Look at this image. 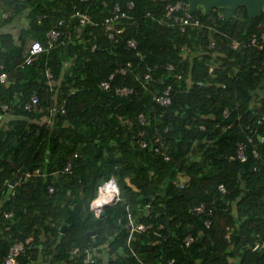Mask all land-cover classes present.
<instances>
[{
	"label": "trees",
	"instance_id": "16d2710c",
	"mask_svg": "<svg viewBox=\"0 0 264 264\" xmlns=\"http://www.w3.org/2000/svg\"><path fill=\"white\" fill-rule=\"evenodd\" d=\"M103 1L0 0V71L8 74L0 83V112L2 104L10 105L0 123V259L12 242L32 235L21 264H84L88 249L97 251L101 264H264V49H231L217 32L211 34L218 49H209L207 29L180 32L160 20L162 0H132L114 42L101 22L115 3L126 9L130 0ZM74 5L96 23L80 38L76 21L63 26L66 43L26 63L30 44L45 43L54 21ZM193 11L203 18L213 13ZM233 15L224 23L231 37L260 32L264 11L251 23L247 6ZM130 38L136 48L127 45ZM128 60L135 69L117 73L111 90L101 88ZM156 65L145 83L147 67ZM116 86L133 93L120 95ZM169 86L171 103L163 106L155 96ZM34 92L40 101L26 110ZM61 106L65 112H50ZM158 134L166 145L155 142ZM240 142L246 144L244 161L237 157ZM69 160L73 171L63 172ZM38 168L39 174L16 186V195L8 192L18 170ZM112 177L120 198L95 216L91 202ZM200 203L207 211H192ZM8 211L11 218L4 215ZM131 215L152 226L132 237ZM64 223L70 228L63 233ZM188 235L194 237L190 244Z\"/></svg>",
	"mask_w": 264,
	"mask_h": 264
},
{
	"label": "built area",
	"instance_id": "2783aa9c",
	"mask_svg": "<svg viewBox=\"0 0 264 264\" xmlns=\"http://www.w3.org/2000/svg\"><path fill=\"white\" fill-rule=\"evenodd\" d=\"M164 2L163 9H162V17L161 21L163 23H166L170 26L175 27L180 32H186L189 28H195L197 30L204 31L207 29L210 33L208 48L216 50L218 49L217 46V39L212 36V32H217L221 35V37L228 40V46L231 49L239 50V49H251V50H261L264 49V19L259 21L257 27L260 29L259 33H254L250 37H231L229 32L225 29L224 23L226 22L228 18L226 10L213 8L211 13L207 18H203L197 13L193 11V8L190 5L189 0H162ZM103 5L106 6L107 2L104 0ZM135 6L134 2L130 0L127 3V8L125 9L122 4L119 2L115 3L113 6L111 13L105 16L101 22L102 26L105 28V34L107 37H109L114 42H119L120 38L117 34H120L123 31V27L118 28L117 24L122 23L125 18L130 17L129 9H132ZM75 10L70 13L67 16L59 17L54 21V24L50 27V29L47 31L46 35V41L45 43H42L39 40H35L30 44L28 49V54L26 56V63H31L33 60L37 59L39 55L42 52H45L53 47H56L60 44H65L66 41L69 39V34L65 32L63 29V26L68 25L71 22L76 21L77 28H76V37L80 38L83 35V32L90 23L95 24L96 22L93 21L91 14L88 11H82L77 6L74 5ZM201 8V7H199ZM198 8V9H199ZM202 9V8H201ZM197 10V9H196ZM203 10V9H202ZM9 12L4 13V16H8ZM148 15H151L149 12ZM233 17L235 15L232 14ZM231 16V17H232ZM45 17H49L48 15H40L39 20H42ZM237 17V16H236ZM122 21V22H121ZM127 45L129 47L136 48L138 46V42L135 38L128 39ZM25 64V63H24ZM23 64V65H24ZM136 67V64L132 60L126 61L125 64L118 67L114 72H112L109 75L108 79L102 80L100 85L101 88H103L105 91L111 90V81L115 78L117 73L127 74L130 71H133ZM158 65L150 68L147 67V70L143 74V81L145 83H148L152 79V69L157 68ZM170 68H173V65H169ZM210 71H214V67H210ZM47 76L52 79L53 74L50 71H47ZM8 74L5 71H0V83L7 82ZM52 84V82H51ZM53 85V84H52ZM115 90L118 94L127 96L133 93V88L129 86H116ZM171 87L169 86L162 94L156 95L155 99L158 103H160L163 106H167L171 103ZM40 101L39 94L37 92H34L30 100L24 104L26 110H33L37 107L38 103ZM56 109H60L63 112H65V108L61 106L58 107H52L50 109L51 113H54ZM10 110V105L8 103L2 104V112H0V123L1 120L4 118V112H7ZM140 121L145 124L147 123V117L143 113L139 116ZM50 121V119H47ZM168 130V127H165V131ZM139 136H143L141 139V146L146 147L149 143L146 136V130H140ZM156 143H159L160 145H166L167 139L164 138V136L158 134L154 138ZM160 145H157L155 149L159 151ZM245 148L246 144L244 142L239 143V148L237 152V157L241 160H246L247 155L245 154ZM255 155H258V151L256 149L253 150ZM77 156V154H75ZM165 158L169 159L170 156L168 154H165ZM73 171V165L72 161L69 160L66 162L63 172H72ZM41 172L40 168H38L36 171H30V170H18L15 175L13 176V183L9 182V193H12L13 195H16L18 190H16V186L23 183L28 178L33 177L35 174H39ZM109 184L114 185V188L112 189V196H115L114 200L107 201L102 205L96 204L95 201L100 198L101 196L108 195V189L107 186ZM181 187H185L186 183L183 179H181V182L179 184ZM219 190L224 194L227 192V188L224 184L219 185ZM50 194H53L55 192V187L53 185L49 186L48 189ZM108 197V196H107ZM120 198V189L117 184V181L114 177L111 179L105 181L103 184H101L98 188V195L96 198H94L91 202L90 208L92 211V214L95 216H100L104 208L108 205L114 204L118 199ZM192 211H196L197 213H204L207 211V207L205 203H200L196 206H193ZM209 213L213 212V209L208 210ZM5 217L11 218L13 216L12 211H8L4 213ZM206 224L209 226L211 221L210 219H207ZM128 226L130 227L131 236L134 237V234L136 232L147 230L152 226L151 223H136L134 217L132 215L129 218ZM164 227L163 223L158 224V228L162 229ZM130 236V238H131ZM2 237L0 234V243H1ZM186 244H190L194 241V237L192 235H188L186 238ZM34 241V236L30 235L26 237L25 239H16L14 242L11 243L7 254L4 256V258L0 259V264H21L19 261V256L24 253L27 248L31 247L32 242ZM259 245H256L255 248H257ZM80 251V248L77 247L73 250L74 254H78ZM86 257L84 259V264H101L100 262H97V256L98 253L95 250H86ZM135 254L138 256V258L141 256L139 253ZM141 258V257H140ZM139 258V259H140ZM175 259H170L169 264L174 263Z\"/></svg>",
	"mask_w": 264,
	"mask_h": 264
},
{
	"label": "water",
	"instance_id": "95a60500",
	"mask_svg": "<svg viewBox=\"0 0 264 264\" xmlns=\"http://www.w3.org/2000/svg\"><path fill=\"white\" fill-rule=\"evenodd\" d=\"M190 5L193 9H198L201 7L205 13H209L211 9L217 7H224L227 8V16L231 18L233 12L241 6H247L248 8V19L249 23L252 20L260 15L264 11V0H189ZM13 179L11 182L13 183ZM115 196H110L109 201L114 200ZM105 208L102 211L101 215H104ZM70 228L69 225L63 224L61 226V232H66V230ZM91 234L95 235L96 230H92Z\"/></svg>",
	"mask_w": 264,
	"mask_h": 264
},
{
	"label": "bare ground",
	"instance_id": "6f19581e",
	"mask_svg": "<svg viewBox=\"0 0 264 264\" xmlns=\"http://www.w3.org/2000/svg\"><path fill=\"white\" fill-rule=\"evenodd\" d=\"M114 188V185H111L109 184V186H107V189H108V195L106 196H101L100 198H98L95 203L96 204H99V205H102L104 204L105 202H107L109 200V197L112 196V189ZM108 196V197H107Z\"/></svg>",
	"mask_w": 264,
	"mask_h": 264
},
{
	"label": "crops",
	"instance_id": "0c3cea01",
	"mask_svg": "<svg viewBox=\"0 0 264 264\" xmlns=\"http://www.w3.org/2000/svg\"><path fill=\"white\" fill-rule=\"evenodd\" d=\"M260 248H261L262 252L264 253V242L261 243Z\"/></svg>",
	"mask_w": 264,
	"mask_h": 264
},
{
	"label": "clouds",
	"instance_id": "9594fccd",
	"mask_svg": "<svg viewBox=\"0 0 264 264\" xmlns=\"http://www.w3.org/2000/svg\"><path fill=\"white\" fill-rule=\"evenodd\" d=\"M34 41H35V40H34ZM34 41H33V42H34ZM105 208H106V207H105Z\"/></svg>",
	"mask_w": 264,
	"mask_h": 264
},
{
	"label": "rangeland",
	"instance_id": "374dc122",
	"mask_svg": "<svg viewBox=\"0 0 264 264\" xmlns=\"http://www.w3.org/2000/svg\"><path fill=\"white\" fill-rule=\"evenodd\" d=\"M16 31V30H15Z\"/></svg>",
	"mask_w": 264,
	"mask_h": 264
}]
</instances>
